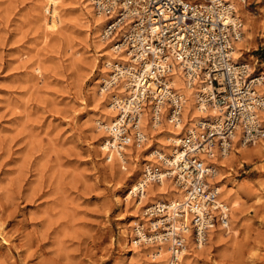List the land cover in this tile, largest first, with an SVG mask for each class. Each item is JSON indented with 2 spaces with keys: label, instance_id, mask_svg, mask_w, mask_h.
Instances as JSON below:
<instances>
[{
  "label": "rangeland",
  "instance_id": "1",
  "mask_svg": "<svg viewBox=\"0 0 264 264\" xmlns=\"http://www.w3.org/2000/svg\"><path fill=\"white\" fill-rule=\"evenodd\" d=\"M58 1L62 25L50 33L47 0H0V264H144L151 243L127 246L122 235L130 224L137 241L136 224L147 230L149 217L133 210L138 197L119 205L116 196L159 137L129 146L125 170L109 165L101 145L112 138H102L109 131L97 121L112 101L99 90L110 48L103 28L96 33L94 7ZM246 1L243 58L264 71V0ZM225 164L220 174L237 193L239 222L233 237L197 254L200 264H264V150Z\"/></svg>",
  "mask_w": 264,
  "mask_h": 264
},
{
  "label": "built area",
  "instance_id": "2",
  "mask_svg": "<svg viewBox=\"0 0 264 264\" xmlns=\"http://www.w3.org/2000/svg\"><path fill=\"white\" fill-rule=\"evenodd\" d=\"M93 7L107 18L102 39L110 41L114 54L131 60L126 66L115 62L105 89L128 80L129 94L112 97L117 117L109 134L120 152L147 142L146 108L156 129L164 112L174 127L181 121L184 95L174 85L177 71L188 84L206 85L198 102L202 111L213 106L221 111L219 117H203L186 129L166 158L155 153L159 165L144 171L149 183L160 176L173 179L183 199L171 207H148L145 214L157 224L152 231L137 227V241L168 243L167 264H183L184 249L190 248L187 234L199 247L211 230L230 225V207L214 181L215 161L230 153L236 133L245 146L264 139V71L234 59L243 23L229 0H93Z\"/></svg>",
  "mask_w": 264,
  "mask_h": 264
},
{
  "label": "bare ground",
  "instance_id": "3",
  "mask_svg": "<svg viewBox=\"0 0 264 264\" xmlns=\"http://www.w3.org/2000/svg\"><path fill=\"white\" fill-rule=\"evenodd\" d=\"M201 1L203 2L207 0H201ZM229 1L231 2L232 6L236 10L237 16L239 18H243L242 11L244 8H246L247 1L246 0H229ZM83 2L85 3L84 5H86L87 7L93 8V0H83ZM46 6L47 7H44V13H45L44 15H47L46 13H48L50 14V16L47 17V19L45 18V21H46L47 28L50 29L51 30L50 33H52L53 32L52 30H56L60 27L59 25H62L61 15H60V10H59V1L58 0H47ZM94 13H95L94 14L95 15V29H96V33H98L100 29L104 28V25L107 22V18L104 15L96 11H94ZM243 30L244 32H247L249 30V26L245 25ZM97 37H99V35ZM246 39H247L246 37L245 38L242 37L235 44L234 53H233L235 60L240 61L241 59H243L241 61H243L244 63H247L244 61L246 59L243 58L244 53L242 52L244 49V43ZM101 41H102V45L104 49L107 47L110 48L108 52H106V58L103 61V64L105 67L111 68L114 66L115 62L117 61L122 62L123 65L126 66V64L131 61L129 57L126 55L125 56L116 55L113 52L111 53L110 51H113V48H112V45L110 44V41H105V40H101ZM261 66L264 67V61L261 63ZM108 68L107 69L104 68L105 70H103L102 76L99 75V77L101 76L104 82V85L100 87L99 89L101 90V94H103L105 89L108 87L110 83L109 78L111 77V74L113 73L112 71L110 72ZM181 73H182L181 71H177L173 79L175 87H177L181 91V93L184 95V106H183V111H182L183 117L181 121L178 123L177 126L172 128L173 125L171 124V122L167 120L166 113L164 112L160 118L162 119V123H165V122L167 123V126H164L165 128H163L162 127L163 125H161L160 128L158 127L159 130H157L155 128L156 124H153L152 121L150 120L151 118L150 110L149 108H146L143 114V127H144V131L146 132V136H147L146 138L148 141L151 142L152 134L157 135L159 137V142L154 144V148H153L152 142H151L152 144H148L147 147L145 146L146 148L144 150L147 152L146 157L148 159V162L146 164H143L140 168H138L137 174L131 179L130 183L124 187L122 191L123 192L122 195L118 194L116 196L117 203L119 205H123L124 200H126L128 203L129 198H131L135 193L141 191L139 202L136 203V206L133 208V210L135 208L140 209L142 210L143 214L146 213L148 207L153 206L155 204L168 205L169 207H171L177 201H181L183 199V191L176 186L175 182L171 178L160 176L159 180L155 182L157 184V187L153 184V182L149 183L146 181V178L144 176V171L148 170L151 165L150 162L152 161V159L150 157H152L155 153H158L162 155L163 157L167 156L169 152L173 153L178 143L180 142L181 136L184 134L185 127L187 129H191L203 117L216 118V117H219L221 113V111L215 108L214 106L208 107L206 111H202L203 107L198 102L201 96L200 92L205 88L206 85L203 84L201 81H197L196 84H188L186 83ZM128 85H129L128 80H126L125 78L119 80L116 87H113L109 90L110 92L108 93V97L111 96L112 98L115 95L122 96V97L127 96L129 94ZM260 90L264 91V86L261 87ZM104 102L105 100L103 101V103ZM106 113H107L106 118L104 117L105 120L101 119V121H97L98 122L97 124L100 129L103 128L105 131H109V128H110V125L112 124L113 119L117 117V110H116L115 105H112V101L108 105V111ZM105 122H108V123L105 124ZM108 137H109V133L108 134L103 133L102 138L107 139ZM238 140H239V135L238 133H236L234 140H233V144H232V150L230 151V153L227 156L215 161L218 167H217V171H216L217 173H216V177L214 181L217 183V187L220 191V198L223 201H225L230 207V213H231L230 225L227 230H224L221 228H216L214 230H211L209 232V237H208L207 242L204 245L199 246V247H196L195 245H193L192 240H191V234H187L186 236L187 243L190 245V248L186 247L184 249V253L182 256L183 264H200L199 258L201 256L199 257L197 254L205 252L208 249L207 245L212 244V245H216V247H219L224 242H226V240L233 237L231 234H236L237 223L239 222V216H240V215L238 216V211H240L239 210L240 202L237 197L235 188L232 186H229L224 181V176L220 174V169L226 166L225 160L229 159V155H231L232 157V156H237L240 153L243 156H251V154L254 152H260L264 150V139H261L257 143H255L253 145V148H248L247 146L240 144ZM138 148L139 147H137V149ZM101 150L104 152V155L106 154V158H107V161L109 162V165H113L114 163L121 164L122 165L121 169L123 170L126 169L125 167L126 165L125 166L123 165L127 162L126 161L127 154L130 152L132 153L131 148L126 147L125 152L123 153L119 151L115 143H113L112 141L107 142L105 140L103 144L101 145ZM163 150H165V152ZM136 151L138 152V150ZM152 163L154 162L152 161ZM127 207L128 206H126V208ZM134 211L136 212V210ZM146 221L148 222V227L149 228L151 227V231L154 230L157 224L156 219L149 217L146 219ZM188 221L189 220H186L187 223ZM136 225L137 227L139 226L138 224ZM129 227H131L130 224L125 227L126 229L123 230V235H122V237L126 241L127 246L131 245L132 243H135V244L138 243V241H135L132 235H130V232L128 229ZM192 250L195 253L192 252ZM150 251H151L152 260L143 259L144 264H167L171 260V254H170L171 252H170L168 243L150 244ZM128 261L129 263L127 264H142L140 259L139 261H136V262H130V260Z\"/></svg>",
  "mask_w": 264,
  "mask_h": 264
}]
</instances>
